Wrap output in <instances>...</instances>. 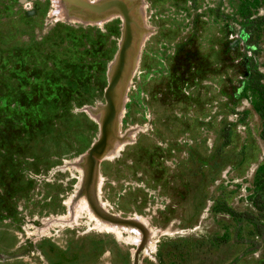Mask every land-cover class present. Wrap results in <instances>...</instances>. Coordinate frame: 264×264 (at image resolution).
<instances>
[{
    "label": "rangeland",
    "instance_id": "rangeland-1",
    "mask_svg": "<svg viewBox=\"0 0 264 264\" xmlns=\"http://www.w3.org/2000/svg\"><path fill=\"white\" fill-rule=\"evenodd\" d=\"M54 1L0 0V264H264V0H124L140 27L93 194L144 222L140 252L84 186L123 17Z\"/></svg>",
    "mask_w": 264,
    "mask_h": 264
},
{
    "label": "water",
    "instance_id": "water-1",
    "mask_svg": "<svg viewBox=\"0 0 264 264\" xmlns=\"http://www.w3.org/2000/svg\"><path fill=\"white\" fill-rule=\"evenodd\" d=\"M62 3L67 4L69 7H79L82 9V12H86L88 14L86 15L87 17H89L90 14H102L111 9L118 10L123 17L124 37L115 62V68L109 77L108 86L105 91L106 105L104 106V114L101 120V134L87 155V176L84 186L90 207L99 218L114 224L134 226L142 232L143 238L140 246H138V252H140L148 239L146 228L140 224L130 221L129 219L119 217L116 218V216L100 209V207H98L99 203L96 201L93 194L99 158L105 153L110 139L115 138L116 135L119 114L117 105L118 87L120 86L126 73L130 56L129 54L133 48L134 39L136 37L134 34V25H137V27L140 26L132 18L131 9L128 3L124 0H106L100 3H92L84 0H62Z\"/></svg>",
    "mask_w": 264,
    "mask_h": 264
},
{
    "label": "bare ground",
    "instance_id": "bare-ground-1",
    "mask_svg": "<svg viewBox=\"0 0 264 264\" xmlns=\"http://www.w3.org/2000/svg\"><path fill=\"white\" fill-rule=\"evenodd\" d=\"M84 1H87V0H84ZM131 1L135 4V16H136V18H137L138 20H141V18H142V16H143V8H142L140 2H138L137 0H131ZM54 5H55V7H57L58 9H60V8L62 7V4H61L60 0H55V1H54ZM61 12H62V11H61ZM117 14H119V11L116 10V9H111V10H109V11H106V12L102 13L101 21H102V22L109 21L110 19H112V18H113L115 15H117ZM133 67H134V61L131 60V70H130V71H132V68H133ZM122 102H123V100H122V96L120 95V97L117 98V105H119V104L122 103ZM118 150H119L118 145L116 146V145H114L113 143H112V144L109 143V145H108V147H107L105 153H104L103 156H101V157L106 158V157H110V156H112V155H116L117 152H118ZM101 157H100V158H101ZM100 158H99V159H100ZM103 221H104V220H103ZM130 221H131V220H130ZM132 222L137 223V224H140V225L144 226V228H145V224H144V222H143L141 219H135V220L132 221ZM103 223L106 225V227H107L109 230H116V228L121 227V226L118 225V224H113V223H110V222H108V221L103 222ZM123 226H125V225L123 224ZM130 227H132L131 230H132L134 233L137 234L138 239H137L136 242L139 243L140 240H142V239H141V232L139 231V229H137V228L134 227V226H130ZM116 232H117V231H116ZM147 244L150 245L149 249H152V248L155 246V241H153L152 234H148Z\"/></svg>",
    "mask_w": 264,
    "mask_h": 264
},
{
    "label": "trees",
    "instance_id": "trees-1",
    "mask_svg": "<svg viewBox=\"0 0 264 264\" xmlns=\"http://www.w3.org/2000/svg\"><path fill=\"white\" fill-rule=\"evenodd\" d=\"M260 22L262 23V25H264V17L260 19ZM248 87L254 97V108L262 120V124H263L262 136L264 138V87L261 85V82L259 79H253L252 73L250 74ZM260 210H263V209H260Z\"/></svg>",
    "mask_w": 264,
    "mask_h": 264
}]
</instances>
